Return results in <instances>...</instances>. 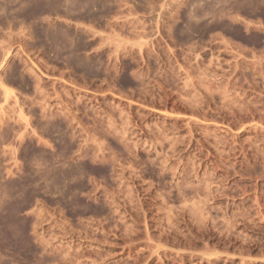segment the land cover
<instances>
[{
    "label": "rangeland",
    "instance_id": "obj_1",
    "mask_svg": "<svg viewBox=\"0 0 264 264\" xmlns=\"http://www.w3.org/2000/svg\"><path fill=\"white\" fill-rule=\"evenodd\" d=\"M0 264H264V0H0Z\"/></svg>",
    "mask_w": 264,
    "mask_h": 264
},
{
    "label": "bare ground",
    "instance_id": "obj_2",
    "mask_svg": "<svg viewBox=\"0 0 264 264\" xmlns=\"http://www.w3.org/2000/svg\"><path fill=\"white\" fill-rule=\"evenodd\" d=\"M256 1H257V0H256ZM62 3H63V2H62ZM83 3H84V2H83ZM35 4H36V3H35ZM43 4H44V3H43ZM43 4H42V5H43ZM50 4H52V3H50ZM80 4H81V3H80ZM42 5H41V6H42ZM57 5H58V4H57ZM81 5H82V4H81ZM84 5H85V4H84ZM34 6H35V5H34ZM36 6H37V5H36ZM42 7H43V6H42ZM49 7H50V6H49ZM54 7H55V5H54ZM63 7H64V6H63ZM80 7H81V6H80ZM34 8H35V7H34ZM52 8H53V5H52ZM55 8H57V7H55ZM59 8H60V6H59ZM64 8H65V7H64ZM27 9H28V8H27ZM31 9H32V8H31ZM31 9H30V10H31ZM34 10H35V9H34ZM73 10H74V9H73ZM77 10H78V9H77ZM82 10H83V9H82ZM36 11H37V9H36ZM34 12H35V11H34ZM53 12H54V10H53ZM74 12H76V11H74ZM27 13H29V12H27ZM69 13H70V12H69ZM33 15H35V14L33 13ZM67 15H68V14H67ZM27 16H28V15H27ZM29 16H30V15H29ZM49 24H50V23H49ZM60 27H61V26H60ZM66 28H67V27H66ZM48 29H49V28H48ZM59 29H60V28H59ZM38 30H40V29H38ZM61 30H62V29H61ZM68 30H69V29H68ZM70 30H71V29H70ZM70 30H69V31H70ZM69 31H68V32H69ZM51 32H52V30H51ZM61 32H62V31H61ZM66 32H67V30H66ZM72 32H73V31H72ZM56 33H57V32H56ZM62 33H63V32H62ZM64 33H65V32H64ZM74 33H75V32H74ZM74 33H73V35H74ZM75 34H76V33H75ZM80 34H81V33H80ZM80 34H79V35H80ZM52 35H53V34H52ZM54 35H55V34H54ZM59 35H60V34L58 33V36H59ZM71 36H72V35H71ZM63 37H64V36H63ZM63 37H62V38H63ZM55 38H56V36H55ZM68 38H69V37H68ZM72 38H73V37H72ZM65 39H67V38H65ZM69 39H70V38H69ZM78 39H79V36H78ZM54 40H56V42H57V39H54ZM62 40H63V39H62ZM71 40H72V42H73V39H71ZM75 42H76V40H75ZM61 44H62V43H61ZM63 44H64V43H63ZM70 44H71V43H70ZM72 44H73V43H72ZM77 44H78V43H77ZM58 45H59V44H58ZM62 46H63V45H62ZM62 46H61V47H62ZM69 47H71V46L69 45L67 49H69ZM74 47H75V45H74ZM77 48H78V47H77ZM74 49L76 50V48H74ZM75 50H74V51H75ZM71 51H72V50H71ZM6 206H7V205H6ZM3 211H4V210H3ZM16 234H17V233H16Z\"/></svg>",
    "mask_w": 264,
    "mask_h": 264
}]
</instances>
